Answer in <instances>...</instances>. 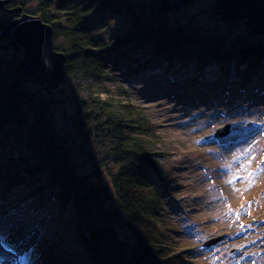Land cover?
<instances>
[{
  "label": "rangeland",
  "instance_id": "obj_1",
  "mask_svg": "<svg viewBox=\"0 0 264 264\" xmlns=\"http://www.w3.org/2000/svg\"><path fill=\"white\" fill-rule=\"evenodd\" d=\"M215 3L195 0L168 12L167 18L175 26L226 35L247 31L239 24L228 29L214 15ZM16 4L27 11L39 8V0ZM6 8H0V21L11 18ZM87 25L98 44L112 43L126 29L122 16L102 9L87 17ZM7 41L3 38L0 44ZM54 44L65 47L66 42L58 36ZM144 53L116 48L106 58L108 67L101 78L81 72L66 76L50 93L57 101L53 118L76 136L69 125L76 116L75 95L85 101L108 100L115 110L133 107L136 117L141 115L151 126L145 143L156 153L160 171L150 173V181L162 194L160 221L176 226L171 235L182 255L179 263L264 264V92L222 85L216 73L198 82L193 67L168 68L167 62L160 65ZM225 124H230L229 135L215 139L214 132ZM115 141L106 126L79 152L80 168L96 172L108 185L109 170L130 163L118 161ZM28 183L7 193L0 189V264H59L57 259L92 264L84 248L74 244L68 214H60L54 191L43 187L31 196L35 189ZM219 235H224L222 241L203 245Z\"/></svg>",
  "mask_w": 264,
  "mask_h": 264
},
{
  "label": "trees",
  "instance_id": "obj_2",
  "mask_svg": "<svg viewBox=\"0 0 264 264\" xmlns=\"http://www.w3.org/2000/svg\"><path fill=\"white\" fill-rule=\"evenodd\" d=\"M73 1L39 0L35 11L25 10L16 0L13 6L4 5L6 11L21 6L22 12L40 16L51 26L53 41L58 36L65 40V47L54 44L65 55V77L81 72L101 78L106 58L116 48H136L160 65L167 62L168 68L193 67L198 82L216 73L222 85L264 92V37L175 26L168 12H160L161 0ZM98 9L114 11L126 21V29L110 44H98L87 25V17ZM9 15L0 26L19 14ZM233 25L226 24L228 29ZM9 48V41L0 44V189L7 193L29 182L35 189L31 196L43 187L54 191L60 214H68L74 244L84 248L92 264H180L182 255L171 235L176 226L160 221L162 194L150 181L149 174L160 171L156 153L145 143L150 123L136 117L129 105L115 110L108 100L85 101L75 95L76 116L69 125L77 134L71 135L53 118V91L34 85L18 69L22 53L12 49L9 55ZM106 126L116 140L118 161L130 162L109 170V185L96 172L80 168L79 154ZM57 261L67 264L66 259Z\"/></svg>",
  "mask_w": 264,
  "mask_h": 264
},
{
  "label": "water",
  "instance_id": "obj_3",
  "mask_svg": "<svg viewBox=\"0 0 264 264\" xmlns=\"http://www.w3.org/2000/svg\"><path fill=\"white\" fill-rule=\"evenodd\" d=\"M12 1L0 0V7ZM194 1L161 0L159 10L167 13ZM7 11L19 15L0 26V36L9 41L15 52L22 53L18 69L41 89L57 90L65 82V55L54 46L51 26L38 15L22 12L21 6ZM213 13L223 23L239 24L249 35L264 37V0H216ZM229 133L230 124H225L216 129L213 137L222 139ZM223 238L224 235L214 236L203 245L209 247Z\"/></svg>",
  "mask_w": 264,
  "mask_h": 264
},
{
  "label": "bare ground",
  "instance_id": "obj_4",
  "mask_svg": "<svg viewBox=\"0 0 264 264\" xmlns=\"http://www.w3.org/2000/svg\"><path fill=\"white\" fill-rule=\"evenodd\" d=\"M15 4V2L14 3H11V4H9L10 6H13ZM17 13H12L11 15H16Z\"/></svg>",
  "mask_w": 264,
  "mask_h": 264
},
{
  "label": "flooded vegetation",
  "instance_id": "obj_5",
  "mask_svg": "<svg viewBox=\"0 0 264 264\" xmlns=\"http://www.w3.org/2000/svg\"><path fill=\"white\" fill-rule=\"evenodd\" d=\"M226 239H228V238H226ZM235 249H236V248H233V249L231 250V252H233Z\"/></svg>",
  "mask_w": 264,
  "mask_h": 264
},
{
  "label": "snow or ice",
  "instance_id": "obj_6",
  "mask_svg": "<svg viewBox=\"0 0 264 264\" xmlns=\"http://www.w3.org/2000/svg\"><path fill=\"white\" fill-rule=\"evenodd\" d=\"M251 175V174H250Z\"/></svg>",
  "mask_w": 264,
  "mask_h": 264
}]
</instances>
